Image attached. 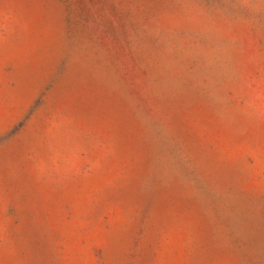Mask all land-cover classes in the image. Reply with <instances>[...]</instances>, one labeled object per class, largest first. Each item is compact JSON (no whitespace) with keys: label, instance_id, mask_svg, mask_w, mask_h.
<instances>
[{"label":"rangeland","instance_id":"rangeland-1","mask_svg":"<svg viewBox=\"0 0 264 264\" xmlns=\"http://www.w3.org/2000/svg\"><path fill=\"white\" fill-rule=\"evenodd\" d=\"M0 264H264V0H0Z\"/></svg>","mask_w":264,"mask_h":264}]
</instances>
